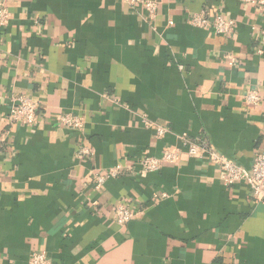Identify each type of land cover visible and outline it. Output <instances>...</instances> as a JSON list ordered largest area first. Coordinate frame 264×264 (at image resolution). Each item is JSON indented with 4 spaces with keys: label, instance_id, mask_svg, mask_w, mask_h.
Listing matches in <instances>:
<instances>
[{
    "label": "crops",
    "instance_id": "1",
    "mask_svg": "<svg viewBox=\"0 0 264 264\" xmlns=\"http://www.w3.org/2000/svg\"><path fill=\"white\" fill-rule=\"evenodd\" d=\"M1 1L0 264L33 252L51 264H264V202L179 139L202 136L246 169L264 149V14L239 0H151L148 23L123 0ZM201 11L232 19L230 32L192 26ZM13 95L37 103L35 126L9 121ZM65 112L84 129L63 126ZM175 148L176 163L142 168ZM118 204L136 212L124 225Z\"/></svg>",
    "mask_w": 264,
    "mask_h": 264
},
{
    "label": "built area",
    "instance_id": "2",
    "mask_svg": "<svg viewBox=\"0 0 264 264\" xmlns=\"http://www.w3.org/2000/svg\"><path fill=\"white\" fill-rule=\"evenodd\" d=\"M126 4L137 7L138 4L144 8V18L146 22L152 23L156 17V4L151 0H123ZM239 2L254 6L257 11L264 14V0H239ZM10 11L7 5L0 0V27H5L10 21ZM189 23L195 27H209L217 34H227L233 27V21L230 18L216 14L213 17L207 16L204 11L194 13ZM171 21H169V25ZM260 41L262 47L255 49L258 55L263 54L264 47V29L260 31ZM182 69V65H179ZM245 100L250 104H257L260 101V95L255 89H248L244 95ZM12 103L9 107L7 117L11 123H23L28 126H35L38 121V105L28 96L13 95ZM59 120L66 128L82 131L85 127L84 119L73 113L65 112L60 115ZM145 120V125L155 127V135L162 138L169 133V128L163 123H156ZM180 147L188 156L192 158H203L219 167L222 173L223 182L226 185H232L237 182H245L249 185L252 196L259 201L264 202V149L257 152L254 156L250 169L234 162L221 155L206 138L202 136L190 137L186 133L180 135ZM80 154H88L87 148H80ZM180 149L164 150L158 156H146L142 158L140 164L147 172H155L161 168L163 163H176L179 159ZM120 165L111 168L106 175L98 174L94 178V187L100 188L107 177H115L118 175ZM1 174V167H0ZM136 215V212L129 209L123 204L116 205L114 209V219L119 225H124ZM27 264H51L50 259L45 252H33Z\"/></svg>",
    "mask_w": 264,
    "mask_h": 264
}]
</instances>
